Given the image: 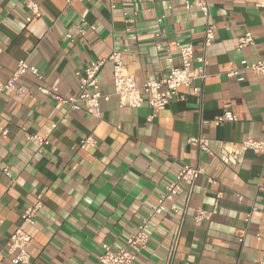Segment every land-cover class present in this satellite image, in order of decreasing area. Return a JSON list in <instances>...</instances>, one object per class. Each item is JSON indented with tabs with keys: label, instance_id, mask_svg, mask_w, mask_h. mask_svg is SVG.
Segmentation results:
<instances>
[{
	"label": "crops",
	"instance_id": "1",
	"mask_svg": "<svg viewBox=\"0 0 264 264\" xmlns=\"http://www.w3.org/2000/svg\"><path fill=\"white\" fill-rule=\"evenodd\" d=\"M185 1L0 0V81L11 79L20 61L42 75L26 74L17 82L21 93L0 95V264H20L10 238L38 197L35 224L24 225L30 264H100L107 248L126 245L185 165L205 174L189 199L183 189L174 210L151 222L148 247L134 264H264V157L231 155L247 139L264 141V76L240 66L264 61V0H209L216 39L208 78L180 88L155 119L146 96L141 107H121L111 63L99 75L101 92L110 95L99 119L38 91L48 85L76 96V73L113 51L138 87L164 79L168 53L180 64L178 45L203 53L206 19ZM29 2L38 5L37 16ZM83 20L85 36L76 30ZM246 33L254 44L238 50ZM233 68L243 82L226 76ZM225 112L237 121L218 123ZM34 136L50 144L38 152ZM89 136L96 147L80 149ZM195 137L209 140L215 156L190 145ZM200 208L216 214L196 225Z\"/></svg>",
	"mask_w": 264,
	"mask_h": 264
},
{
	"label": "built area",
	"instance_id": "2",
	"mask_svg": "<svg viewBox=\"0 0 264 264\" xmlns=\"http://www.w3.org/2000/svg\"><path fill=\"white\" fill-rule=\"evenodd\" d=\"M83 1L84 0H67V4ZM184 4L186 10L197 8L206 19L203 38V53L200 56H196L192 45H178L180 64L175 65L174 59L171 54L168 53L170 70L164 79L159 81H148L142 87H138L135 78L130 75L126 69L122 54L113 51L107 59L92 63L90 67L83 72L76 73V76L79 79V93L76 96L66 97L59 92L57 87L48 85L40 86L38 88L39 93L63 105L68 111L84 110L90 116L99 119L101 118V102H108L110 100V95H104L101 92L99 75L105 64L111 63L113 66L114 94L119 97L121 107H141L143 96H146L148 97L149 106L153 111L151 119H155L159 113L168 107L171 101L179 96L180 88H189L195 81L204 82L208 78L206 72L208 50L216 39V28L211 22L209 0H187ZM259 7H262V5H259ZM28 9L36 16L39 13V7L34 2L28 3ZM86 26L87 23L83 20L76 27V30L81 36L86 35ZM90 29L95 30L94 27H90ZM67 38L72 39V34L68 33ZM254 39L255 37L251 33H246L239 39L238 50L253 45ZM0 53H2L1 49ZM195 63L197 66H194ZM240 66L242 70L251 72L255 76H264V61L250 63L247 60H243L241 61ZM26 74H31L37 79L42 80V75L36 67L29 66L24 61H20L17 64V68L11 79L7 82L0 81V95L5 91L21 93L22 88L17 85V82ZM226 76L228 78H236L240 82L244 81V78L240 75V70L237 68L231 69ZM195 91L199 93L200 89H196ZM236 121L237 117L232 112H225L218 118V123ZM56 127L57 125L53 126L54 129ZM30 139L39 143L38 152H41L43 148L50 144L48 137L34 136L30 137ZM189 144L196 147L200 152L215 156L210 148V141L204 137L191 138L189 139ZM79 147L83 150L88 147H96V141L94 137L89 136L81 141ZM248 151H252L257 155L264 157V141H257L252 138L247 139L243 143L237 145L236 149L231 151L232 153H229L236 157V155L241 152ZM225 152H228V150ZM226 162L229 163V159L226 160ZM4 173L9 176L8 171H4ZM204 174V169L200 167H192L189 165L183 166L176 179L165 187V191L158 199L154 209L149 213L148 217L142 221L137 232L129 237L126 245L117 252H113L110 248H107L105 253L99 258V263L134 264L138 256L148 247L151 222L174 210L175 199L183 189L187 190L189 199L194 191L198 177L203 176ZM42 206V197H38L36 204L26 209L21 217L22 225L16 229L10 238L9 251L16 256V259L20 264H30L32 260L31 255L28 252V246L32 242V237L24 230V225L33 226L35 224L37 214ZM215 214L216 210L208 212L200 208L196 211L194 218L195 224L200 225L205 220L211 219Z\"/></svg>",
	"mask_w": 264,
	"mask_h": 264
}]
</instances>
